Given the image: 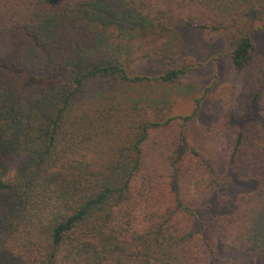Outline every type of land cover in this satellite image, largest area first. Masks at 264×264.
<instances>
[{
    "label": "trees",
    "instance_id": "obj_1",
    "mask_svg": "<svg viewBox=\"0 0 264 264\" xmlns=\"http://www.w3.org/2000/svg\"><path fill=\"white\" fill-rule=\"evenodd\" d=\"M169 19L208 40L231 30L240 75L252 64L255 32L243 27H264V0H0V264H215L220 252L239 250L264 261L260 70L246 81L258 118L233 133L222 159L179 153L198 106L181 118L178 141L151 153V136L177 117L149 120L128 96L90 93L103 80L183 77L189 68L156 78L127 71L151 56L173 62ZM9 157L18 159L14 170ZM222 167L256 189L213 216L208 199Z\"/></svg>",
    "mask_w": 264,
    "mask_h": 264
},
{
    "label": "rangeland",
    "instance_id": "obj_2",
    "mask_svg": "<svg viewBox=\"0 0 264 264\" xmlns=\"http://www.w3.org/2000/svg\"><path fill=\"white\" fill-rule=\"evenodd\" d=\"M167 23L177 34L173 62L151 56L134 62L127 71L130 76L156 78L169 70L189 68L183 77L173 83L152 82L137 86H123L114 79L103 80L92 84L90 93L103 90L107 94L114 93L120 103L128 96L139 107L147 108L146 118L149 120L163 122L177 117L170 127L151 136L148 144L151 153L171 148L178 141L175 140L179 125L183 123L181 118L190 115L198 106L195 118L185 128L186 142L180 146L179 153L189 148L222 159L230 149L233 133L258 118V101L253 103V97L246 89V81L247 78L255 79V70H260L258 75L262 77L261 90H264L263 21L243 27L255 32L251 38L252 64L240 75L231 63V30L208 40L198 28L185 26L175 19H169ZM140 102L146 103L142 105ZM120 103L115 104V109L121 108ZM104 149L107 153L110 146ZM6 162L12 170L18 165L16 157L7 158ZM220 175L219 187L213 190L208 199L209 212L213 216L229 215L239 196L250 194L256 189L255 180L239 179L230 168L222 167ZM215 264H264V261L239 250L220 252Z\"/></svg>",
    "mask_w": 264,
    "mask_h": 264
},
{
    "label": "water",
    "instance_id": "obj_3",
    "mask_svg": "<svg viewBox=\"0 0 264 264\" xmlns=\"http://www.w3.org/2000/svg\"><path fill=\"white\" fill-rule=\"evenodd\" d=\"M49 1V3L51 4V5H58V4H60L63 0H48Z\"/></svg>",
    "mask_w": 264,
    "mask_h": 264
}]
</instances>
